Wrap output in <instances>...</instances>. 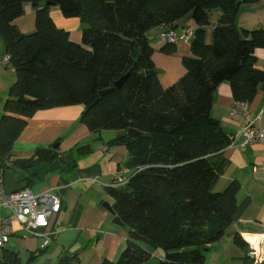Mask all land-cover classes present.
Here are the masks:
<instances>
[{"label": "trees", "instance_id": "16d2710c", "mask_svg": "<svg viewBox=\"0 0 264 264\" xmlns=\"http://www.w3.org/2000/svg\"><path fill=\"white\" fill-rule=\"evenodd\" d=\"M255 1L0 0V38L15 72L0 116V169L25 173L26 187L32 182L28 172L38 178L61 169L63 156L53 144L26 158H11V150L37 111L80 104L79 121L90 132H123L117 142L127 149L122 166L131 172L118 185H109L107 193L129 232L146 239L127 238L118 258L101 264H207L206 251L233 221L240 189L237 180L215 189L217 160L232 138L211 115L213 93L227 82L235 104L249 103L264 80V70L256 65L264 29L236 23L240 5ZM26 2L36 4L35 28L21 33L13 20ZM46 2L86 25L80 42L55 24ZM214 11L219 15L206 42ZM189 13L195 25L190 54L181 58L184 73L163 87L146 32L171 28ZM159 50L172 54L176 44L163 42ZM124 75L123 83L113 87ZM105 89L110 90L100 94ZM77 151L86 153L89 145ZM64 157L75 161L70 153ZM232 240L238 247L247 245L238 233ZM142 243L163 253L154 256ZM2 248L0 264H23L17 252ZM77 261L71 253L55 264Z\"/></svg>", "mask_w": 264, "mask_h": 264}, {"label": "crops", "instance_id": "0c3cea01", "mask_svg": "<svg viewBox=\"0 0 264 264\" xmlns=\"http://www.w3.org/2000/svg\"><path fill=\"white\" fill-rule=\"evenodd\" d=\"M35 7L32 3H24L23 13L13 20L21 33L34 30ZM49 12L55 24L68 31L72 41L80 42L81 32L86 27L84 23L77 18H64L56 9H49ZM218 15L219 12L214 11L210 16V31L205 30L206 42L211 41L212 24L216 22ZM236 23L239 27L264 29V0L241 4ZM194 25L189 13L175 20L171 29L180 33L183 28ZM163 28L164 26L152 28L146 32V36L154 48L152 59L155 68L160 70L157 73L158 80L163 87H167L184 73L181 58L190 54L191 37L178 42L172 54H164L159 50L163 45L159 37ZM3 53V41L0 38V55ZM256 55V65L264 70V48L257 49ZM5 69L8 68H0V82L8 79L6 96L0 98V116L3 113V102L15 80V72L10 68V76L3 75L7 71ZM261 110L264 111V80L259 84L254 99L248 103V116L254 118ZM82 111L83 106L80 104L39 110L27 119L25 127L13 144L11 158L30 157L37 149L47 148L54 143H58L57 150L63 156L60 158L61 169L38 178L32 177L28 172L29 180L32 181L29 187L32 192L38 194L47 189L52 190L60 198V209L53 214L46 228L51 234V243L41 251L38 249L39 238L27 234L11 217L13 233L5 247L18 252L21 262L24 260L22 248L28 253L26 256L29 255L27 264H55L59 257L71 253L76 254L77 264H101L104 259L115 261L129 238L128 228L114 221L116 215L113 208L109 211L102 205L107 200L105 196H109L107 187L113 181L117 168L128 159L126 147L117 142L123 132L117 131V137L104 144L99 134L90 132L80 123ZM211 115L220 121L231 140L237 137L246 115L235 104L229 83L222 82L216 87ZM257 125L264 129V113ZM85 145H89L90 151L79 153L77 148ZM67 153L74 157V163H69L64 157ZM215 169L218 174L216 190L223 189L232 180H237L240 184L237 211L227 230V239L238 233L245 242H250L251 236L263 235L264 142H250L243 149L233 144L227 145L221 150ZM109 204L112 207V203ZM1 212L11 216L7 208H3ZM245 235L248 236L245 238ZM222 246L223 244L217 249L215 243L209 249L225 253ZM249 249L248 245V248L239 247L235 252L227 251L231 258L223 264H233L236 258H243L245 251ZM258 251L260 254L261 251ZM214 257L213 254L211 259ZM222 260L224 262L226 259L222 257Z\"/></svg>", "mask_w": 264, "mask_h": 264}, {"label": "built area", "instance_id": "2783aa9c", "mask_svg": "<svg viewBox=\"0 0 264 264\" xmlns=\"http://www.w3.org/2000/svg\"><path fill=\"white\" fill-rule=\"evenodd\" d=\"M193 29V26H188L183 28L180 33H176L173 29L165 27L160 33V37L163 42L177 44L180 41L187 40L192 35ZM4 66L12 69L10 55L7 53L0 55V68ZM239 106L246 117L243 120L240 132L230 144L243 149L247 143L264 142V129L257 125L264 111L261 110L254 118H250L248 116V103H243ZM127 172H129L128 168L118 167L110 185L116 186L123 182ZM3 175L4 171L0 169V247H5L11 238L13 233L11 227L12 217L27 234L39 238V250L46 249L52 240L51 234L46 228L49 226L53 214L60 209L59 196L50 189L35 194L26 186L15 192L7 193L4 189ZM3 208H7L11 212V216L3 215L1 212ZM249 248L255 256L253 263L259 264L262 262L263 258L261 253L259 254V249L251 246V244Z\"/></svg>", "mask_w": 264, "mask_h": 264}, {"label": "water", "instance_id": "95a60500", "mask_svg": "<svg viewBox=\"0 0 264 264\" xmlns=\"http://www.w3.org/2000/svg\"><path fill=\"white\" fill-rule=\"evenodd\" d=\"M33 5H36L33 3ZM46 6H51L53 5L51 2H46ZM156 73H159L160 70L155 68ZM126 75L118 79L117 81L114 82L113 87H119L123 81L125 80ZM111 89V88H110ZM110 89H105L100 92V94L105 93L106 91ZM99 136L101 140L103 141L104 144H108L110 141L114 140L117 137V131L114 130H102L99 133ZM58 143L53 144V147H57ZM26 178L27 175L23 172L19 171H14V170H6L3 175V182H4V189L7 193L15 192L17 190L22 189L26 185ZM107 210L112 211V207L108 202H104L102 204ZM114 221L118 224L123 225V223L120 221L119 217H115ZM129 238L138 240V241H146V239L137 234L135 231H132L129 233ZM260 248L264 252V239L260 242ZM255 259V256L251 253L250 249L245 251L244 257L243 258H236L233 261V264H254L253 261ZM264 261V258L263 260Z\"/></svg>", "mask_w": 264, "mask_h": 264}, {"label": "rangeland", "instance_id": "374dc122", "mask_svg": "<svg viewBox=\"0 0 264 264\" xmlns=\"http://www.w3.org/2000/svg\"><path fill=\"white\" fill-rule=\"evenodd\" d=\"M49 9H56L57 10V12L58 13H60V14H62V12H61V10H60V8H59V6L58 5H51L50 7H49ZM63 15V14H62ZM64 16V15H63ZM64 18H65V16H64ZM66 18H76V17H66ZM78 19V18H77ZM211 25V24H210ZM209 25V26H210ZM206 27V30H208V31H210V27ZM160 37V36H159ZM5 70H7L6 71V73H4L3 75L4 76H6V77H9L10 76V74H11V72L9 71L10 69L8 68V69H5ZM7 82H8V79H4V80H2V82H0V98L1 97H5L6 96V93H7V89H8V85H7ZM105 199H107V200H105V202H111L112 203V199L109 197V196H105ZM102 201H104V200H102ZM226 235H227V233L223 236V238L220 240V241H218V242H216V244H217V249L220 247V245L221 244H223V246H222V251H225V253H223V252H221L220 250H218V252H216V251H211V250H208V251H206V263L207 264H223V263H227V261H230V258L231 257H228V252L227 251H233V252H235V251H237L238 249H239V247L233 242V240H232V238L231 239H227V237H226ZM248 235H245V238L247 237ZM264 237V234L263 235H261V236H251V239L254 241H250L249 242V240H247V242H246V247L248 248V245H249V247H250V244H251V246H253V247H256V248H258L261 252V255H262V249L260 248V240H261V238H263ZM243 240H244V238L243 237H241ZM264 239V238H263ZM245 241V240H244ZM250 243V244H249ZM215 244V243H214ZM142 245L145 247V248H147L149 251H151L152 252V254L154 255V256H158V255H161L163 252H162V250L161 249H159V248H157V247H155L154 245H152L151 243H142ZM264 250V249H263ZM2 251H3V248H1L0 247V254L2 253ZM21 251H22V254H23V256H24V260H22V263L23 264H26L27 263V261H28V258H29V255H27L26 256V254H28L25 250H24V248H22L21 249ZM16 252V251H15ZM18 253V252H17ZM215 255V257H214V259H211V257H212V255ZM18 255H20L19 253H18ZM220 256H222L224 259H226V260H224V262H223V260H222V257L221 258H219ZM228 258H227V257ZM20 257V256H19ZM262 258H264V256L262 255Z\"/></svg>", "mask_w": 264, "mask_h": 264}, {"label": "bare ground", "instance_id": "6f19581e", "mask_svg": "<svg viewBox=\"0 0 264 264\" xmlns=\"http://www.w3.org/2000/svg\"><path fill=\"white\" fill-rule=\"evenodd\" d=\"M251 240H252V239H251ZM251 240H250V241H251ZM252 241H253V240H252ZM253 242H254V241H253ZM262 255L264 256V252H262ZM262 255H261V256H262Z\"/></svg>", "mask_w": 264, "mask_h": 264}]
</instances>
